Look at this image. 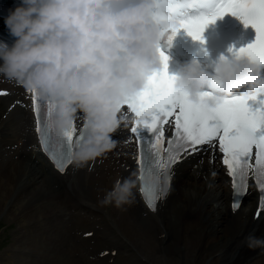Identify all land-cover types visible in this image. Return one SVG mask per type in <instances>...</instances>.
Masks as SVG:
<instances>
[{
    "label": "clouds",
    "instance_id": "9594fccd",
    "mask_svg": "<svg viewBox=\"0 0 264 264\" xmlns=\"http://www.w3.org/2000/svg\"><path fill=\"white\" fill-rule=\"evenodd\" d=\"M155 7V0H21L5 17L15 42L0 44V76L52 103L51 123L61 139L83 114L86 134L73 156L77 166L116 147L113 134L126 120L125 100L162 67L164 25L154 22ZM215 73L192 60L175 74V87L193 102L210 91L209 109L236 93L264 94L261 68L247 59H220ZM135 188L132 177L118 180L101 204H131ZM246 243L264 246L253 234Z\"/></svg>",
    "mask_w": 264,
    "mask_h": 264
},
{
    "label": "bare ground",
    "instance_id": "6f19581e",
    "mask_svg": "<svg viewBox=\"0 0 264 264\" xmlns=\"http://www.w3.org/2000/svg\"><path fill=\"white\" fill-rule=\"evenodd\" d=\"M0 90L7 93L0 95V187L2 189H0V206L11 203L10 194L14 190L17 192L15 204L31 201L34 193L40 194L41 197L35 202L33 201L35 210L28 209L29 211L21 212L18 217H43L42 220L50 218L51 221L57 220L54 218L57 208L61 205L68 206L72 217L69 227L74 233L73 236L76 237V242L72 240L71 244H68L67 253L75 250L74 247L77 246L78 240L82 241L85 251L81 252L84 255L81 254L82 256L79 255L78 258L80 256L87 258V255L93 250V243L96 247L101 246L97 241L105 243L102 244L103 248L100 251L107 247L108 251L118 250L117 241L109 239L108 235L106 236L99 226H96L103 216L91 206H86L89 204L100 211L103 209L113 216L121 237L128 239L134 247L153 261H158L167 255H174L176 251L182 250L187 258L193 254L198 264H214L221 258L219 255L221 246L228 244V240L233 237V242L236 244L244 240L238 248L237 255L234 252L235 263L240 261L238 264H264V246L250 248L246 243V238L250 234L264 240V210L257 219L251 217L252 211L250 212L249 209L241 210L243 205H249V203L251 208H255L258 195L250 186L237 211L231 209L229 178L220 165L218 156L214 162L212 159L217 154L216 151L212 154L210 151L200 150L198 153L182 159L180 164H176L172 170L174 174L169 191L164 199H160L156 211L153 212L146 206L139 194L137 149L132 135L128 131V118L113 134L116 147L112 151L81 166H77L72 159L66 167V171L61 173L52 166L40 149L35 132L31 99L26 96L25 88L14 80L0 76ZM83 119V114H77L75 118L78 124ZM28 166L29 169H27ZM76 167H80V169L70 187L77 189V196L82 199V202H71L66 188L69 181L67 178ZM128 177H132L136 181L133 202L125 204L121 208H117L113 204L102 205L101 201L112 190L114 184L118 180L122 181ZM213 177L220 179V187H213L216 183L212 179ZM13 203L11 204L14 205ZM166 207L167 209H165ZM39 213L41 214L39 215ZM141 213L146 215L145 217L148 216L149 224L142 225L138 220ZM204 214L207 215L205 219L202 217ZM170 218L174 222V229L169 226ZM231 219H233V226L229 225ZM88 231H91L89 236L86 235ZM121 237L119 239L121 242L118 245L124 248L120 254L122 253L125 257L135 256L137 261H140L141 259L128 246V242L126 243ZM164 246H168V250H164ZM17 250L14 251L17 252ZM106 255L110 257L111 261L116 257V253ZM122 259L124 260V258ZM128 259L124 262H129ZM89 260L91 261V259Z\"/></svg>",
    "mask_w": 264,
    "mask_h": 264
},
{
    "label": "snow or ice",
    "instance_id": "6c2138e0",
    "mask_svg": "<svg viewBox=\"0 0 264 264\" xmlns=\"http://www.w3.org/2000/svg\"><path fill=\"white\" fill-rule=\"evenodd\" d=\"M155 4L152 18L164 25L168 46L180 30L203 43V33L209 24L226 14L238 17L245 27L251 25L256 37L245 47L229 51L234 59L244 58L259 68L264 67V0H155ZM159 55L160 71L148 77L144 89L127 98L122 108L126 119L129 111L136 118L130 131L134 134L132 140L139 145V191L149 209L155 212L159 200L166 196L152 182L153 178L163 174L170 187L172 166L203 145L223 154L222 163L233 178L234 188H245L248 170L254 168L264 203V94L236 93L209 109L205 101L212 93L203 91L199 102H193L188 93L176 89V76L169 75V57L161 48ZM26 94L31 96L38 139L53 162H59L58 170L65 172L64 165L70 164L69 157L83 139L84 131L74 122L66 138L57 137L51 123L52 103L41 102L34 91L26 90ZM166 131L169 132L167 144ZM212 159L214 162L215 157Z\"/></svg>",
    "mask_w": 264,
    "mask_h": 264
},
{
    "label": "rangeland",
    "instance_id": "374dc122",
    "mask_svg": "<svg viewBox=\"0 0 264 264\" xmlns=\"http://www.w3.org/2000/svg\"><path fill=\"white\" fill-rule=\"evenodd\" d=\"M29 168L30 167L28 166L27 169H29ZM79 169H80V167H76L75 169H73L70 173V176L67 178V180H69V181L66 184V188H67L68 194L70 195V201L71 202H77V201L82 202V199L77 196V193H76L77 189L70 187L71 183L73 184V182L75 181V179L78 175ZM212 179L216 182L213 185L214 188L221 186L219 178L213 177ZM51 182H53V181L51 180ZM0 189H1V187H0ZM16 193H17L16 190H14L10 194V198L12 199L10 202L11 203L14 202L13 203L14 205H12L10 203L9 205H4V206L1 205L0 206V248H1L0 249V264H12V261H13V264H38V263L39 264H67V263L68 264H82V263L83 264H96L97 262L98 263L100 262L99 264H115V262H116V264H175V263H178V264H198V261L196 263V259L194 258L193 254L187 258L183 254L182 250L176 251L175 252L176 254L175 253H174V255L171 254L172 256L167 255V256H164L163 258L161 257L162 259H160L158 261H153L149 256H147L146 254L144 255V253H141L136 247H134L129 242L128 239H126L123 236L121 237L119 227L117 225V222L113 220V216H110L108 213H106L107 211H105L103 209H101V211H100L96 207L89 205V204H86V206H88V207L91 206V208L98 211L103 216L102 217L103 220L101 219V221L98 223L99 225L97 224L96 226H99V228L106 234V236L108 235L107 237L109 239H111L115 242L117 241L116 245H117L118 250L115 251L116 257L114 258L113 261H111L110 257L108 255H104L103 253H101L102 251H100V249L103 248L102 244H105L104 241H97V243H99L101 245V246H99L100 248L96 247V245L93 243V245H92L93 250H91V252L87 255V258H84L85 256L81 257L82 255H84L83 253L85 252L83 250L84 245H82L81 240H78L77 246L74 247V249H75L74 251H71V253L70 252L67 253V251L69 250L68 244H71L72 240L74 242H76V237L73 236L74 233L72 232V229H70V227H69V221L72 218L71 213H70V208L68 206H65V205H61V207L57 208V213H55L54 218H56L58 221L57 220L51 221V218L49 220H47V219L42 220V219H44L43 217H33V218L32 217H25V216L24 217H22V216L18 217L21 214V212H25L28 209L30 210L31 208L34 209L35 208L34 202L36 201V199L41 198V197H40V194L34 193L32 195V198H31L32 200L30 199L31 201H29V202H26V201L18 202L17 204H15ZM14 197H15V199H13ZM165 209H167V207ZM248 209L250 212L252 211L251 210L252 208L250 207V203H249V205L247 204V205H243L241 207V210L247 211ZM40 214L41 213H39V215ZM61 215H62V217H60ZM145 216L146 215H143V214L138 216V220L142 223V225H147L150 223L148 220L149 219L148 216L147 217H145ZM202 217L205 219L207 217V215L204 214V215H202ZM28 219H30V220H28ZM202 221H203V219H202ZM51 222H53L52 223L53 225L50 224ZM230 222L231 223L229 225L233 226V219H231ZM37 223H38V225H37ZM169 223H170L169 226L172 229H174L175 225L173 224L174 222L171 218L169 219ZM49 224H50V226H49ZM41 225H42V228H41ZM46 225H48V226H46ZM6 226H8V227H6ZM35 232H37L36 233L37 235L35 234ZM114 234H116V235H114ZM15 237H17V238H15ZM120 237L123 238V240L126 241V243L128 242L127 243L128 246L131 248V250H133L136 253V256L141 259L140 261H137L138 259H136L135 256L125 257L124 255H122V253L120 254V252H122V249L124 248L121 245H118V243L121 242V240H119ZM12 238H14V239H12ZM232 238L228 240V244L226 243L227 245L225 244L224 246H221V248L219 250V255L221 256V258L219 261H217V263H214V264H238L240 262L239 261V262L235 263L234 260H235L236 255H237L238 248L244 242V240L237 242V244H238L237 245L235 242H233ZM41 240H43V241H41ZM35 244L37 246L40 245L39 247L41 249L39 247H35L36 246ZM80 245H81V248H80ZM104 247H105V245H104ZM234 247H236V248H234ZM163 248H164V250H168L169 247L164 246ZM15 249L16 250L18 249L17 252L14 251ZM105 249H109V248L107 247ZM1 250H2V252H1ZM62 251H64V252H62ZM81 252H83V253H81ZM166 252L169 253L170 251H166ZM234 252L236 255H234ZM179 253H180V255H179ZM117 254H118V257H117ZM57 255H58V258H57ZM72 255H74V256H72ZM75 255H77V256H75ZM79 255H81L80 256L81 259L78 258ZM97 257H99V258L97 259ZM100 257H102L104 259H102ZM122 258H124V260ZM127 258H129L128 260H130V261L124 262V261H127ZM89 259H91V261ZM76 260H79V261H76ZM171 260H172V262H171ZM59 261H61V262H59ZM131 261H133L134 263L133 262L131 263ZM104 262H106V263H104ZM117 262H119V263H117Z\"/></svg>",
    "mask_w": 264,
    "mask_h": 264
}]
</instances>
